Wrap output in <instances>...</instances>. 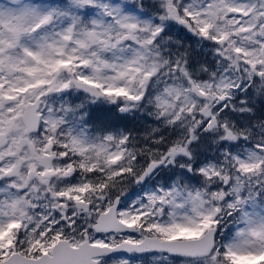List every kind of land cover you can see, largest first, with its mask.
I'll use <instances>...</instances> for the list:
<instances>
[{
	"label": "snow or ice",
	"instance_id": "1",
	"mask_svg": "<svg viewBox=\"0 0 264 264\" xmlns=\"http://www.w3.org/2000/svg\"><path fill=\"white\" fill-rule=\"evenodd\" d=\"M0 264H264V0H0Z\"/></svg>",
	"mask_w": 264,
	"mask_h": 264
}]
</instances>
